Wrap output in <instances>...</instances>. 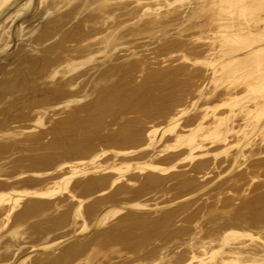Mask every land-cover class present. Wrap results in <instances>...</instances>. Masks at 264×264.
I'll use <instances>...</instances> for the list:
<instances>
[{"label":"bare ground","instance_id":"obj_1","mask_svg":"<svg viewBox=\"0 0 264 264\" xmlns=\"http://www.w3.org/2000/svg\"><path fill=\"white\" fill-rule=\"evenodd\" d=\"M0 264H264V0H0Z\"/></svg>","mask_w":264,"mask_h":264}]
</instances>
